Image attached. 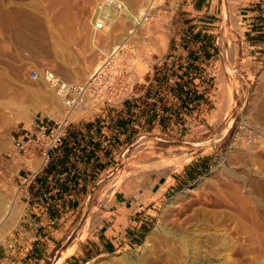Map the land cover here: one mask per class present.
Instances as JSON below:
<instances>
[{
	"label": "rangeland",
	"instance_id": "rangeland-1",
	"mask_svg": "<svg viewBox=\"0 0 264 264\" xmlns=\"http://www.w3.org/2000/svg\"><path fill=\"white\" fill-rule=\"evenodd\" d=\"M122 1L131 11L138 6V0ZM92 2L0 0V264H27L26 260L10 258L5 252L12 248L11 240L22 214L17 206L20 192L15 186L16 177L21 163L28 165L19 158L15 148L18 132L28 129L34 118L45 114L58 117L62 112L53 94L43 84L29 80V71L43 68L65 82L79 83L97 65L105 49H113L120 39L128 37L127 20H119L108 33L100 35L97 40L91 38L88 12ZM167 2L174 10L172 24L154 21L141 27L143 38L131 35L129 40L133 80L128 84L127 94L132 99L142 100L143 108L152 114L160 111L154 97L160 90L156 85L159 63L169 52L176 29L183 32L186 26H199L187 25L192 19L183 20L182 15L186 14L181 11L184 0ZM241 2L222 0L213 12L216 16L212 17L213 25L207 38L213 45L215 56L204 85L209 92L206 99L209 112L202 117L189 118L190 125L186 129L192 134L189 137L192 143L180 144L183 148L163 159L153 150L160 143L153 138L156 136H143L122 158L119 156L122 162L118 161L111 171L92 185L80 208L69 218L62 245H75L85 238L92 207L102 203L111 189L118 188L122 180L134 172L140 170L141 175L155 173L157 169L178 167L188 162L191 155L184 146L190 147L191 152L209 154L210 167L180 192L159 204L153 227L138 246L94 258L85 264H191L181 258L167 259L163 255L164 234L168 232L169 235L172 232L174 239L180 235L184 237V240L176 241L175 246L181 249L185 245L181 249L186 250L183 256L190 254L191 247L195 258H199L194 259L196 264H205L207 260L214 264H264V65L254 70L247 68L254 50L240 48L246 42L238 24V12L243 8ZM260 6L259 11L264 13V1ZM131 18L135 20V17ZM28 21L32 25L35 23L34 30L33 26L31 31L28 30ZM17 22L20 23L19 29ZM165 35L168 37L167 46L158 56L157 48ZM95 43L100 44L99 52L93 47ZM143 64L147 65L145 70L137 71V65ZM120 88L121 84L117 86ZM225 98L229 104L224 102ZM120 101L116 99L115 103ZM224 103L228 104L226 109ZM85 117L74 112L71 122ZM185 122L183 119L182 123ZM38 165L39 160L34 159L33 167L27 168L34 171ZM129 169L130 172H126ZM10 210L13 211L12 219H8ZM194 225L196 229H193ZM194 233L198 243L192 239ZM67 253L69 251L62 257Z\"/></svg>",
	"mask_w": 264,
	"mask_h": 264
},
{
	"label": "crops",
	"instance_id": "crops-1",
	"mask_svg": "<svg viewBox=\"0 0 264 264\" xmlns=\"http://www.w3.org/2000/svg\"><path fill=\"white\" fill-rule=\"evenodd\" d=\"M241 1L238 24L246 42L240 48L254 50L247 67L254 70L264 65V13L259 11L264 0ZM221 2L184 0L183 20L192 19L187 25L199 26H186L183 32L176 29L169 52L159 63L156 85L160 90L154 94L160 106L158 114L147 111L142 100L131 97L96 114H83L87 117L71 122L60 146L48 153L27 184H18V172L15 186L20 189L17 206L22 214L11 240L12 248L5 251L10 258L26 260L27 264H50L51 259V264H85L132 249L152 229L159 204L206 172L211 164L209 154L191 152L184 146L191 155L188 162L149 174L141 175L139 170L126 177L102 203L92 207L85 238L75 245H62L65 226L92 185L118 161L122 162L119 156L122 158L143 136H156L153 138L160 143L153 150L163 159L183 148L180 144L192 143V134L186 129L189 118L202 117L209 110V92L204 85L215 55L207 34L211 33V20ZM28 22V30L32 26L34 30L35 23ZM66 251L69 253L62 257Z\"/></svg>",
	"mask_w": 264,
	"mask_h": 264
},
{
	"label": "built area",
	"instance_id": "built-area-1",
	"mask_svg": "<svg viewBox=\"0 0 264 264\" xmlns=\"http://www.w3.org/2000/svg\"><path fill=\"white\" fill-rule=\"evenodd\" d=\"M173 17L174 10L167 0H138L135 11H131L122 0H93L88 12V23L91 38L97 40L100 35L108 33L119 20H127V33L131 36L134 29L154 21L170 25ZM129 43L130 41L123 48L114 46L113 49H105L97 65L79 83L65 82L54 72L43 68L29 71V80L43 84L53 94L62 112L58 117L45 114L41 118H34L28 129L21 130L19 139L15 141V148L19 158L28 165L21 163L20 186L32 179L33 171L27 167H33V160L38 159L40 167L45 163L48 153L60 146L74 112L96 114L105 107L115 105L116 99L122 101L128 97L127 87L133 80L132 50ZM93 47L97 50L100 44L95 43ZM125 50L130 56L123 53ZM119 84L121 88L117 89ZM17 190L20 191L19 188Z\"/></svg>",
	"mask_w": 264,
	"mask_h": 264
},
{
	"label": "bare ground",
	"instance_id": "bare-ground-1",
	"mask_svg": "<svg viewBox=\"0 0 264 264\" xmlns=\"http://www.w3.org/2000/svg\"><path fill=\"white\" fill-rule=\"evenodd\" d=\"M132 19H134V18H132ZM135 20H136V18H135ZM29 23V22H28ZM140 29H141V27H138V28H136V29H134L133 31H134V34L131 36V37H136V36H140V38H143V34L142 33H140ZM131 37H130V35H128V37L126 38V39H120L121 41H119V44H117V45H115V46H122V48L123 47H125L126 46V44H127V42L129 41V40H131ZM123 38V37H122ZM160 39V38H159ZM167 42H168V37L165 35L163 38H162V40H161V44H160V46H158L159 48H157V55L158 56H161V54L163 53V51H164V49H165V47L167 46ZM132 45V44H131ZM158 45V43L156 44V46ZM121 48V49H122ZM133 49V48H132ZM127 50H130V49H128L127 48ZM98 52H99V48H98V50H97ZM127 52V51H126ZM126 52H125V54H126ZM156 53V52H155ZM154 55H156V54H154ZM147 67V65H145V64H143V65H137V71H141L142 69H144L145 70V68ZM138 72V73H139ZM140 75V74H139ZM223 90V89H222ZM226 90V89H225ZM225 97V96H224ZM228 98V97H227ZM226 99V98H225ZM227 101V103L229 104V102H228V100L226 99V100H224V102H226ZM227 104V105H228ZM223 105H226L225 103L223 104ZM227 105L226 106H223L224 108L225 107H227ZM226 109V108H225ZM226 112V111H225ZM224 112V113H225ZM256 120V119H255ZM251 125V124H250ZM262 129V128H261ZM257 171V170H256ZM264 175V174H263ZM233 177V176H232ZM263 177V176H262ZM249 181V180H248ZM262 183V182H261ZM249 184H250V182H249ZM256 185V184H255ZM257 186V185H256ZM246 190V189H245ZM253 190V189H252ZM264 191V190H263ZM259 192V191H258ZM259 194H260V192H259ZM263 195V194H262ZM253 198V197H252ZM255 198V197H254ZM258 200V199H257ZM258 202V201H257ZM264 205V204H263ZM257 206H259V205H257ZM1 207V206H0ZM261 207V206H260ZM1 209H3V208H1ZM261 209H262V207H261ZM3 210H1V212H2ZM12 210H10L8 213V219H12V217H11V215H12ZM256 212V211H255ZM4 213V212H3ZM1 214V213H0ZM2 215V214H1ZM0 215V216H1ZM196 215V214H195ZM197 216V215H196ZM202 216H203V214H202ZM2 217V216H1ZM198 219V218H197ZM204 219V218H203ZM189 220V219H188ZM195 220V219H194ZM191 221H189V223H190ZM197 222H198V220H197ZM1 224V223H0ZM3 224V223H2ZM12 224V223H11ZM192 224V223H191ZM193 226V225H192ZM198 226V225H197ZM194 227H195V225H194ZM204 227V226H203ZM178 228V227H177ZM180 228V227H179ZM182 228V227H181ZM180 228V229H181ZM187 229H188V227H186ZM197 228H199V227H197ZM193 229H196V227L195 228H193ZM193 229L191 230V231H193ZM189 230V229H188ZM201 229H199V231H200ZM206 230V229H205ZM195 231H197V230H195ZM195 231H193V232H195ZM173 232H174V230H173ZM190 231H188V233H189ZM208 232V231H207ZM175 233H177V232H175ZM174 233V234H175ZM180 233V232H179ZM178 233V234H179ZM185 233H186V231H185ZM192 233V232H191ZM201 233V232H200ZM197 234V233H196ZM186 235V234H185ZM211 235V234H210ZM209 235V236H210ZM216 235V234H215ZM188 236V235H187ZM194 236H195V233H194ZM193 236V237H194ZM198 236L200 237V234H198ZM163 237V236H162ZM164 237H166V239L164 238ZM164 240H166L165 241V244H164V256L168 259H179V258H181V259H183V260H185V262H189V263H193L194 262V259L195 260H199V258L197 259V258H195V252H192L191 251V247H190V250H189V253L190 254H188L187 256H183L182 254L184 253V252H186V250H185V248H184V250H181V249H183V247H185V245H182V247H181V249H180V247H177V246H175V242L177 241V243H178V240H180V239H183L184 240V237L182 236V235H180L179 236V238L177 239H174L173 237H175L174 235H172V232L170 233V235H169V232L168 233H165L164 234ZM207 237H208V235L206 236V240H207ZM196 238H198L197 236H195V238H192L193 240L194 239H196ZM209 238V237H208ZM211 238V237H210ZM212 238H214V235H212ZM174 239V240H173ZM202 239V238H201ZM197 240V242L196 243H198V239H196ZM186 241V240H185ZM188 242H190V240H188ZM193 242V241H192ZM195 242V241H194ZM201 242V241H200ZM204 242H205V240H204ZM184 243V242H183ZM190 245V244H189ZM201 245V244H200ZM200 245H199V247H200ZM187 246V245H186ZM194 246V245H193ZM197 247V246H196ZM189 248V247H188ZM221 249V248H220ZM219 249V250H220ZM188 250V249H187ZM192 250H193V248H192ZM198 250H200V248L198 249ZM197 249H195V251L197 252L198 251ZM191 251V252H190ZM200 252V251H199ZM200 256V255H199ZM198 257V256H197ZM225 257V256H224ZM192 259V260H191ZM207 259V258H206ZM172 261V260H171ZM202 260L200 259V262H201ZM206 261V260H205ZM199 262V263H200ZM212 261L211 260H207L206 262H205V264H214V263H211ZM195 263V262H194ZM197 263V262H196ZM195 263V264H196ZM171 264V263H170ZM178 264V263H177ZM201 264H203V263H201Z\"/></svg>",
	"mask_w": 264,
	"mask_h": 264
}]
</instances>
